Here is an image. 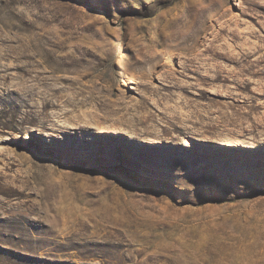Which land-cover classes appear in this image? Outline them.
I'll list each match as a JSON object with an SVG mask.
<instances>
[{
    "label": "rangeland",
    "instance_id": "374dc122",
    "mask_svg": "<svg viewBox=\"0 0 264 264\" xmlns=\"http://www.w3.org/2000/svg\"><path fill=\"white\" fill-rule=\"evenodd\" d=\"M0 101V264H264V0H0Z\"/></svg>",
    "mask_w": 264,
    "mask_h": 264
},
{
    "label": "bare ground",
    "instance_id": "6f19581e",
    "mask_svg": "<svg viewBox=\"0 0 264 264\" xmlns=\"http://www.w3.org/2000/svg\"><path fill=\"white\" fill-rule=\"evenodd\" d=\"M208 19V18H207ZM201 20V16H197L196 17V19L194 20V23L196 24V23H198L199 21ZM205 20V19H204ZM187 23H188V21H186V19L185 18H183V17H178L173 23H169L170 25H168V23H167V25L164 27V28H168L169 29V34H167L166 36H165V41L166 42H170V41H173V40H179V41H182V42H186V41H189V40H192V39H196L203 31H205V28H204V25L202 24H200L198 27H196V30L194 31V33H195V35H190V36H184V33L182 32V30L184 29V27L187 25ZM173 29H176V31H177V33H176V35H174V33H172V30ZM194 41V40H193ZM234 145L235 146H238V145H240V143L239 142H235L234 143ZM232 207V206H231ZM235 210V209H234ZM258 214H259V212H258ZM248 215V214H247ZM252 216V215H251ZM229 217V216H228ZM231 217V216H230ZM237 218H240V217H238V216H236ZM250 217V216H249ZM258 218V217H257ZM255 219L252 223L253 224H256V225H253V226H255V227H263V225H262V223L258 226L257 225V223H258V219ZM260 218V217H259ZM245 220H246V218H245ZM260 220V219H259ZM236 221V220H235ZM234 221V222H235ZM249 221V220H248ZM247 221V222H248ZM246 222V221H245ZM246 222V223H247ZM251 223V224H252ZM238 224V223H237ZM231 225V224H230ZM250 225V224H249ZM234 226H235V224H234ZM233 226V227H234ZM232 227V226H231ZM244 227H245V225H244ZM249 227V226H248ZM246 228H247V225H246ZM249 229H251V228H249ZM261 232H262V230H261ZM243 234V233H242ZM247 235V234H246ZM233 258V257H232ZM238 260V259H237Z\"/></svg>",
    "mask_w": 264,
    "mask_h": 264
},
{
    "label": "snow or ice",
    "instance_id": "6c2138e0",
    "mask_svg": "<svg viewBox=\"0 0 264 264\" xmlns=\"http://www.w3.org/2000/svg\"><path fill=\"white\" fill-rule=\"evenodd\" d=\"M0 103H2V101H0Z\"/></svg>",
    "mask_w": 264,
    "mask_h": 264
}]
</instances>
